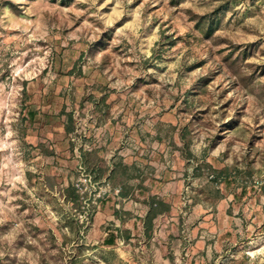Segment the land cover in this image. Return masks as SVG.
Instances as JSON below:
<instances>
[{"label": "rangeland", "instance_id": "1", "mask_svg": "<svg viewBox=\"0 0 264 264\" xmlns=\"http://www.w3.org/2000/svg\"><path fill=\"white\" fill-rule=\"evenodd\" d=\"M0 264H264V0H0Z\"/></svg>", "mask_w": 264, "mask_h": 264}, {"label": "crops", "instance_id": "2", "mask_svg": "<svg viewBox=\"0 0 264 264\" xmlns=\"http://www.w3.org/2000/svg\"><path fill=\"white\" fill-rule=\"evenodd\" d=\"M147 181H148V179H143V178H141L140 179V184L138 185L139 186V188H137V186H134V187H130V188H128L127 187V189H128V191H126V192H123V195H125V194H127L129 191L133 194V193H135V195L137 196V197H135V199H136V204H140V205H142L143 203L142 202H145L146 203V200L147 201H150L151 199H150V195L149 194H152V192H153V190L152 189H149L148 188V186H152V184H148L147 183ZM160 184V183H159ZM153 187H155V188H157L158 190H159V188L161 187V185H158V184H155V186L153 185ZM131 193H130V195H131ZM153 195V194H152ZM161 201V202H164V203H166L167 205H169L170 207H169V210H164V211H161V212H159L158 213V215L155 217V218H157L158 216H160V215H162V214H164V213H167V212H169L170 211V209H171V204L169 203V201H168V197H167V195H165V196H161V197H156V198H153L152 199V201L151 202H153V201ZM150 203V202H149ZM151 204V203H150ZM150 204H149V208H150ZM149 208H148V210H147V212H146V216H147V214H148V211H149ZM117 213V215L120 217L121 215H120V211H116ZM146 216L144 217V220H143V223H145V219H146ZM154 218V219H155ZM153 219V220H154ZM120 231H121V229H119ZM145 231H146V229H145ZM119 232V231H118ZM116 233H117V231H116ZM111 237H114L115 238V240L117 241V238H118V236H117V234L114 236V235H110Z\"/></svg>", "mask_w": 264, "mask_h": 264}, {"label": "trees", "instance_id": "3", "mask_svg": "<svg viewBox=\"0 0 264 264\" xmlns=\"http://www.w3.org/2000/svg\"><path fill=\"white\" fill-rule=\"evenodd\" d=\"M209 29L211 30V27ZM169 207H170L169 205H167L166 203L161 202V201L160 202L159 201L151 202L148 214H147L146 219H145L146 237L149 238L152 236L151 227H152L153 219L158 215L159 212L164 211V210H169ZM115 242H116V240L114 237L110 236V237H108V239H106L107 244L112 245Z\"/></svg>", "mask_w": 264, "mask_h": 264}]
</instances>
